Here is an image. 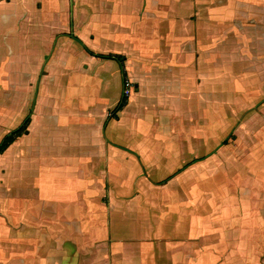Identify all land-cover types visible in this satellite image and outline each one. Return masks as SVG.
<instances>
[{"label":"crops","instance_id":"0c3cea01","mask_svg":"<svg viewBox=\"0 0 264 264\" xmlns=\"http://www.w3.org/2000/svg\"><path fill=\"white\" fill-rule=\"evenodd\" d=\"M64 2L0 0V264H264V131L224 133L264 0Z\"/></svg>","mask_w":264,"mask_h":264},{"label":"rangeland","instance_id":"374dc122","mask_svg":"<svg viewBox=\"0 0 264 264\" xmlns=\"http://www.w3.org/2000/svg\"><path fill=\"white\" fill-rule=\"evenodd\" d=\"M64 4L67 7V9L69 8V2L70 0H64ZM80 1V2H79ZM87 0H74V3L76 4V6H78L80 3L85 2L86 3ZM193 2H197L199 3L200 0H192ZM38 6L39 3H38ZM39 8V7H38ZM228 8H231V4H228ZM64 11V15L66 14V24H67V31L71 32L70 30V15H69V10ZM231 14L226 13L224 14V20L226 22H228L227 20H229V18H231ZM255 16V17H254ZM247 21L246 23L250 26V27H245L246 31L241 32V31H234L233 28L229 27H225L227 28L226 33L225 34V40H232L231 36L233 35L236 39V42L231 43L229 42V45H231V47H227L226 50H224L225 52L229 51L231 53L232 47L234 46V51H239L242 54L241 55H247L248 56V61L251 62V64L249 65V67L247 66L246 68H244L243 70L237 71L234 74V92H229L230 94L227 95L228 99L230 102H232L233 105L237 104V109H238V113L240 114V119L237 121V123L235 124H229L228 126H226L225 124V128H224V133L227 134L229 131L231 132L233 128L231 127H235V125H238V122L241 120V124L239 125V127H243L241 128V131H246L247 129L254 131L256 133V137L260 138V143L262 140V136H263V131H264V124L262 123V119L258 116L261 115V103L264 101V77L263 74H261V72L263 73V71H261L259 68V65H257L256 63H260L263 64V60H260L257 56L256 58H250V56H254L257 52L258 49L260 48L258 46V43H248L249 40H251L253 42V35L257 33V35H259V37L261 36V42H262V47L260 48L261 52L263 51V39H262V35H264V23L263 22H258L257 20H259V18H261V15H257L256 12H254V10L251 11V14L249 13L247 16ZM193 19H195V17H193ZM227 19V20H226ZM255 19V20H253ZM225 22V23H226ZM256 27V28H255ZM56 31L59 32L62 28H58L56 27ZM21 30H25V28H22ZM27 30H29V27L27 28ZM55 30V29H54ZM80 30V29H78ZM81 31V30H80ZM11 34L13 35V37L15 38V43L13 44L12 42V47H15V51L17 53L16 57L19 56H23L24 54L26 55V52L24 53V51H26V46L28 47H33L32 45L38 46L41 43V46H47V39L49 34L46 31H41L32 37H36L37 40L32 41L31 43H26L24 41V38L22 36H18V34L16 35V31L15 33L11 31ZM241 35H243L247 40L243 39V36L241 37ZM26 37V36H25ZM258 42V41H257ZM226 44V42H225ZM234 44V45H233ZM49 46V45H48ZM76 46L79 45L76 44ZM255 52V53H254ZM24 53V54H23ZM68 56L67 59L69 60L71 57H69V52L67 51ZM230 53L229 56L230 57ZM34 56V55H33ZM78 58V55H76V59ZM227 59V57H226ZM230 61V58H229ZM69 62V61H68ZM226 62V61H225ZM245 63V62H244ZM236 66V64H235ZM239 72V74H238ZM230 77V81H231ZM71 80V81H70ZM68 84H74L75 82V75L73 74L71 76V79L69 78V80H67ZM128 82V86L127 89L129 90V92L131 91V82L128 80L126 81ZM255 85L256 89H253ZM251 88V89H248ZM34 95L35 92H33L32 94V98L34 99ZM227 99V100H228ZM239 101V102H238ZM236 106V105H235ZM231 109V108H230ZM250 111V114L248 115V112ZM244 112V113H243ZM19 113V109L16 108V115ZM252 117H254L255 121L253 122ZM249 121V122H248ZM260 121V122H259ZM253 125V127H251ZM255 128V130H253ZM232 137H227L225 142V146L229 147H234L231 148V150L237 151V148L239 146L237 145H230L232 144ZM258 140V138H257ZM240 141L241 142H245V139L242 136V133L240 135ZM259 141V140H258ZM244 145V144H243ZM242 146V145H241ZM245 146V145H244ZM229 151L230 154H235L236 156L238 155L237 153H234V151ZM226 155V154H225ZM226 157V156H225ZM232 156H228V159H231ZM225 162V161H224ZM210 176V175H209Z\"/></svg>","mask_w":264,"mask_h":264},{"label":"trees","instance_id":"16d2710c","mask_svg":"<svg viewBox=\"0 0 264 264\" xmlns=\"http://www.w3.org/2000/svg\"><path fill=\"white\" fill-rule=\"evenodd\" d=\"M119 61H120V59H119ZM124 102H125V97H123L121 99V103L117 107V109H120L123 106ZM28 123H29V115H27L23 119L22 123L17 128H15L14 130L10 131L8 134H6L2 138V140L0 142V153H2L7 148V146L14 141L15 138H17L18 136H20L21 134L26 132Z\"/></svg>","mask_w":264,"mask_h":264},{"label":"built area","instance_id":"2783aa9c","mask_svg":"<svg viewBox=\"0 0 264 264\" xmlns=\"http://www.w3.org/2000/svg\"><path fill=\"white\" fill-rule=\"evenodd\" d=\"M127 86H128V82H125L124 94H127L129 92V90L127 89Z\"/></svg>","mask_w":264,"mask_h":264}]
</instances>
